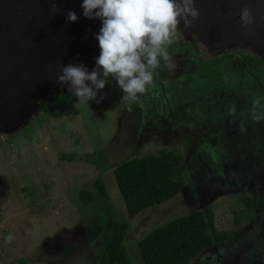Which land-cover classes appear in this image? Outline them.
Returning <instances> with one entry per match:
<instances>
[{
  "label": "rangeland",
  "instance_id": "obj_1",
  "mask_svg": "<svg viewBox=\"0 0 264 264\" xmlns=\"http://www.w3.org/2000/svg\"><path fill=\"white\" fill-rule=\"evenodd\" d=\"M258 16L264 21V5ZM192 26L181 20L170 61L161 60L137 102L123 101L109 77L99 103H80L71 92L50 113L46 96L0 130V264H104L102 248L125 221L124 246L132 264H143L141 238L204 206L217 230L237 229L241 189L253 181L251 171L264 172V43L240 34L212 48ZM66 90L62 83L54 92ZM162 149L182 154L174 175L182 189L132 219L113 167ZM80 190L94 199L83 203ZM239 230L252 232L245 221ZM247 249L213 245L190 264H244L253 259Z\"/></svg>",
  "mask_w": 264,
  "mask_h": 264
},
{
  "label": "water",
  "instance_id": "obj_2",
  "mask_svg": "<svg viewBox=\"0 0 264 264\" xmlns=\"http://www.w3.org/2000/svg\"><path fill=\"white\" fill-rule=\"evenodd\" d=\"M81 2L0 0V130L16 125L38 101L63 83L57 80L63 65H95L100 48L94 33L102 21L86 18ZM263 2L196 0L200 15L192 20L196 25L192 29L212 48L220 46L223 39L229 43L230 32L237 38L247 35L262 45L264 21L258 12ZM242 7H248L253 17L247 26L240 18ZM68 9L75 11L79 19L66 22Z\"/></svg>",
  "mask_w": 264,
  "mask_h": 264
},
{
  "label": "clouds",
  "instance_id": "obj_3",
  "mask_svg": "<svg viewBox=\"0 0 264 264\" xmlns=\"http://www.w3.org/2000/svg\"><path fill=\"white\" fill-rule=\"evenodd\" d=\"M81 8L86 18L102 21L94 33L100 53L91 71L82 63L68 64L57 76L80 103H99L103 96L98 90L104 89L109 77L123 93V101L137 102L153 85L161 60L170 61L167 49L181 20L188 26L200 15L196 0H82ZM240 18L243 26L252 23L248 7L241 8ZM65 19L75 22L79 16L68 9Z\"/></svg>",
  "mask_w": 264,
  "mask_h": 264
},
{
  "label": "trees",
  "instance_id": "obj_4",
  "mask_svg": "<svg viewBox=\"0 0 264 264\" xmlns=\"http://www.w3.org/2000/svg\"><path fill=\"white\" fill-rule=\"evenodd\" d=\"M70 93L68 90L65 94L53 93L47 98L49 101L45 109L51 113L58 111L62 108V100ZM182 158V154L175 149H162L157 153L132 157L113 167L128 217L157 206L181 191L182 184L174 175ZM102 186L99 179L95 180L94 187L100 193H103ZM78 196L83 203L94 199V194L86 190H80ZM249 200L247 198L246 204ZM242 214L246 216L245 212ZM233 221L238 222V218L235 216ZM128 229L129 224L125 221L112 231L101 251L104 264H132L123 244ZM231 237L232 232L215 228L212 209L204 206L202 210L176 217L153 229L137 245L143 264H189L203 250L225 243Z\"/></svg>",
  "mask_w": 264,
  "mask_h": 264
},
{
  "label": "flooded vegetation",
  "instance_id": "obj_5",
  "mask_svg": "<svg viewBox=\"0 0 264 264\" xmlns=\"http://www.w3.org/2000/svg\"><path fill=\"white\" fill-rule=\"evenodd\" d=\"M66 92L67 90L63 92V94H65ZM53 93H51L46 98L52 96ZM47 102L43 104V109H45V105L48 104ZM251 177H253V181L250 183V185H248V187L246 188L241 189V197L239 200L243 208L236 210V212L233 213V219L235 216L238 218V222L233 221L237 229L231 231L232 237L228 241L215 245L224 246L229 244V246L232 248L240 245L241 242H243L248 247V249L246 250L247 256L250 257L249 259L253 258L252 260H248L244 264H264V172L263 174L259 175L253 170L251 171ZM250 196H252L253 198ZM247 198L250 199L249 204H246L245 202ZM242 212H245L246 216H242ZM242 217H244V220H241ZM244 221L248 223V230L250 229V231H252L248 234L249 236L245 234L241 235L239 232L240 225ZM253 231L257 233H253ZM214 264H220V262H216Z\"/></svg>",
  "mask_w": 264,
  "mask_h": 264
},
{
  "label": "bare ground",
  "instance_id": "obj_6",
  "mask_svg": "<svg viewBox=\"0 0 264 264\" xmlns=\"http://www.w3.org/2000/svg\"><path fill=\"white\" fill-rule=\"evenodd\" d=\"M232 36H234V37H237L238 35L236 34V33H232V32H230V33H228V35H227V39H229L230 37H232ZM28 111V110H27ZM26 111V112H27ZM31 113V111H28L27 113H26V115H25V117H27V115L28 114H30ZM63 173V172H62Z\"/></svg>",
  "mask_w": 264,
  "mask_h": 264
},
{
  "label": "crops",
  "instance_id": "obj_7",
  "mask_svg": "<svg viewBox=\"0 0 264 264\" xmlns=\"http://www.w3.org/2000/svg\"><path fill=\"white\" fill-rule=\"evenodd\" d=\"M158 205H159V204H158ZM154 207H155V206H154ZM149 208H151V207H149ZM149 208H146V209L142 210L140 213H142L143 211H145V210H147V209H149ZM140 213H138V214L136 215V217H137ZM136 217H135V218H136ZM131 221H132V220H131ZM128 230H129V229H128ZM128 230H127V231H128ZM111 234H112V233H111ZM111 234H110V235H111ZM109 237H110V236H109ZM123 244H124V243H123Z\"/></svg>",
  "mask_w": 264,
  "mask_h": 264
}]
</instances>
